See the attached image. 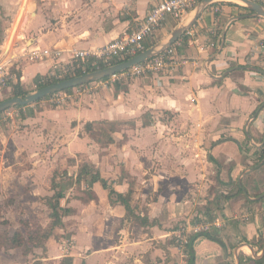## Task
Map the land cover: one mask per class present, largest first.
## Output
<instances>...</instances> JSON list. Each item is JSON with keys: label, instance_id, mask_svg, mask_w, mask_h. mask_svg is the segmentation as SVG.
Listing matches in <instances>:
<instances>
[{"label": "crops", "instance_id": "obj_1", "mask_svg": "<svg viewBox=\"0 0 264 264\" xmlns=\"http://www.w3.org/2000/svg\"><path fill=\"white\" fill-rule=\"evenodd\" d=\"M158 1L98 0L96 2L101 6L97 12L91 9L94 2L80 12L85 19L78 23L79 31L69 25L47 29L49 24L46 18L42 19L37 14L34 21L36 36L25 45L17 43L12 47L11 43L9 51L6 43L0 45V60L6 59L13 49L16 57L11 63V71L15 75L13 82L18 81L19 71L21 83L28 90L33 89L31 80L46 74L53 60L44 58L32 61L19 57L26 48L41 46L71 50L102 46L134 28ZM248 12L245 6L234 0L211 2L180 36L178 52L187 62L170 70L161 81L152 76L136 78L114 84L110 88L98 87L95 91L96 98L88 92L75 98V104L68 107L38 112V103L41 107H48L40 100L24 105L22 114L20 113L24 123L40 121L42 115L49 117L47 127L50 133H59L60 138L62 137L67 157L75 155V152H82L83 160L80 158L78 170L69 171L65 182L76 180L80 166L88 163L116 191L130 199L136 214H147L151 223L147 226L140 225L127 215L123 204L111 201L109 190L100 181L93 183L97 188L94 191L101 195L98 205L102 201L112 213L116 214L117 210L120 217H127V226L123 230L131 229L137 234H145L146 239L142 243L149 245L142 254L145 264H153L156 258L160 259L161 264L162 252L167 254V250H172L164 240L169 234L164 235V232H168L164 228L166 224L162 219H156L169 213L175 216L173 220L179 217L188 219L187 216L195 213L194 207L201 203V195H204L207 204L200 206L198 224L208 222L209 228L217 227L218 233L225 231V235H219L209 228L204 229L209 230L214 239L205 235H199L195 239V264H238L237 247L240 258H257L246 243L251 244L257 254L262 253L264 174H260V169L264 166V158L261 159L264 144H253L247 130L257 144L264 141V106L260 107L264 102V74L258 70L239 67L223 75L232 66L264 65V49L260 47L261 42H264V17L231 20L234 16ZM193 15L192 10L181 21L168 17L151 38V46L166 42L173 31L189 23ZM85 20L89 22L86 23ZM224 27V47L207 62L205 69L204 62L219 47ZM211 40L218 42V46L211 47ZM4 46L7 52L2 48ZM67 54L66 51L64 57ZM254 114L255 117H252ZM68 121H77L75 127H69L60 133L61 123L68 124ZM87 121L93 122V126L94 123L100 125L95 140L88 132L92 129H84ZM248 147H253L250 152L259 156L254 165L252 157L245 155L244 150ZM39 176L43 180L42 175ZM83 179L90 180L91 175L88 174ZM56 181L62 185L57 177ZM194 182L199 184L195 189L188 190ZM209 185L218 188V192L211 194L207 190ZM225 185L229 189L220 190ZM60 187L68 197L69 190ZM241 187L243 191L240 190ZM252 187L260 192L253 193ZM216 196L220 197V207L216 208L214 218L210 219L205 208L208 200ZM88 200L87 204L81 205V212L95 204L94 197ZM224 200L226 203H223ZM231 202L232 208L229 207ZM241 202L245 204L237 207ZM195 225L197 224L190 223L186 228L189 237L193 234L190 231H203L197 230ZM176 231L171 228V232ZM157 237L161 239L158 245L155 242ZM153 244L157 245L154 249ZM14 249H20L24 257L31 253L24 255L19 247L8 251ZM175 249L181 259L184 256L185 259L182 260L187 261L185 251L178 246H174V251ZM4 252L7 251L0 250V254ZM46 252H50L49 249ZM44 258L47 257H42V260ZM247 264L258 263L252 260Z\"/></svg>", "mask_w": 264, "mask_h": 264}, {"label": "rangeland", "instance_id": "obj_2", "mask_svg": "<svg viewBox=\"0 0 264 264\" xmlns=\"http://www.w3.org/2000/svg\"><path fill=\"white\" fill-rule=\"evenodd\" d=\"M96 1L98 0H26L24 4V0H0V36L2 38L0 45H5L11 36H13L12 47H15L17 43L28 44L30 39L37 34L34 23L37 14L42 19L46 18V22L49 24L47 29L69 25L79 31L77 29L78 23L85 19L80 12L84 8L90 7L93 2L94 6L91 9L97 12L101 5ZM17 16L22 17L20 22H18ZM262 22L264 24V20ZM17 23L18 26L13 35L12 31ZM2 48L5 49V46ZM12 50L8 56H15ZM255 66L264 69V65L255 64ZM36 84L35 79L31 80L30 85L33 89L29 91L36 90L39 87ZM95 91L94 89L91 92L93 98H96ZM11 96H13V82L0 88V101ZM73 101L75 100L63 105V107L75 104ZM39 104L36 105L39 106L38 112L59 107L49 105L48 107L43 106V108ZM22 110L23 106H12L0 112V229L7 227L13 232L17 226H20L26 232L30 223L38 221L47 228L51 226L50 214L52 210L48 205L47 198L55 192L51 182L54 173L57 180L62 184L60 186L69 190V196H65L61 201L63 207L59 212L62 222L45 240V249L34 247L28 257H24L20 249L7 251L0 254V264H33L35 262L38 264H145L142 254L149 246L142 243L146 239L145 234H137L135 230L132 232L131 229L123 230L127 226V217H120L117 210L115 211L116 214L112 213L102 201H99L100 205H98L101 195L94 191L97 189L96 184H93L91 180L64 181L68 179L69 171L78 170V164H80L81 159L83 160L82 152H75V155L67 157L68 153L63 149L62 137L60 138L59 133H50V129L47 127L50 118L42 115L40 121L32 120L30 123H24L20 117ZM9 111L14 112L13 118L7 115ZM76 122L61 123L60 128L62 129L59 132L61 133L72 126L75 127ZM98 126L100 125L94 123L92 131H88L94 140L98 137ZM84 129H86V125ZM62 135L64 136V133ZM251 148L253 147H248L244 152H246V156L252 157L251 162L254 165L259 156L250 152L253 150ZM260 172V174H264V166ZM39 174L42 175L43 180L39 178ZM198 184L199 182H194L188 190L195 189ZM91 186L92 188H90ZM228 189L227 185L220 188V190ZM207 190H210L211 194L218 192V188L210 185ZM251 191L253 193L260 192L254 187ZM84 196L85 198L82 199ZM89 196L94 197L95 204H91L87 211L81 212V205L88 203ZM203 196L201 195L199 198L201 203L194 207L195 213L190 217L187 216L190 221L183 217L173 220L172 218L175 216H172L171 213L156 219H162L166 224L164 228L168 232H164V235L169 234L165 236L164 240L165 244L172 248V250H167V254L162 252L161 264H187L186 260H182L185 257L183 256L181 259L178 250L175 249L174 251V246L180 245L178 229L187 228L190 223H200L199 211H201L202 205L206 203ZM223 203H226V200ZM244 204L245 202H241L237 207ZM232 206L231 202L229 207L232 208ZM251 208L255 211L253 206ZM65 209L68 212L64 211ZM8 220L9 224L8 222L3 223ZM81 223L83 229H81ZM84 225H88V227ZM171 228L177 231L171 232ZM209 230L215 231L219 235H225V231L218 233L217 227H210ZM192 232L194 235V231H190V234ZM157 238L155 242L158 245V241L161 239ZM156 244H153V249L156 248ZM48 249L50 252L47 253ZM184 250V254L187 255L188 245ZM45 256L47 258L42 260V257ZM152 263L160 264V259L156 258Z\"/></svg>", "mask_w": 264, "mask_h": 264}, {"label": "built area", "instance_id": "obj_3", "mask_svg": "<svg viewBox=\"0 0 264 264\" xmlns=\"http://www.w3.org/2000/svg\"><path fill=\"white\" fill-rule=\"evenodd\" d=\"M201 0H159L153 4L147 14L141 18L138 24L106 44L92 48H73L64 50L59 47H41L31 46L26 48L21 54L22 58L32 61L44 58L53 60L52 66L46 74L38 76L35 81L37 86L41 87L48 84L50 80H62L81 73H84L86 68L95 67L92 70L123 62L130 57L151 47L150 40L156 31L163 26L168 17H172L181 21L184 17L196 7ZM264 4V0H254ZM211 47L218 46V42L211 40ZM181 45L180 37L169 45L167 48L157 53L156 55L138 62L129 68L112 73L106 77L90 81L84 84L74 86L71 91L66 89L60 90L41 99L47 106H63L70 103L77 96H82L88 92H92L98 87L110 88L114 84H119L124 81L133 80L136 78H144L148 76L155 77L158 80H163L170 70L184 65L187 59L181 56L178 48ZM264 48V42L260 44ZM68 52L64 57V53ZM8 56L4 60H0V88L7 86L14 80V73L11 71V63L16 57ZM87 72V71H86ZM56 82V81H55ZM38 87V88H39ZM9 117H14V112L9 111ZM210 223L197 224V230L209 228ZM178 246L181 250L190 242V237L186 228L178 229Z\"/></svg>", "mask_w": 264, "mask_h": 264}, {"label": "trees", "instance_id": "obj_4", "mask_svg": "<svg viewBox=\"0 0 264 264\" xmlns=\"http://www.w3.org/2000/svg\"><path fill=\"white\" fill-rule=\"evenodd\" d=\"M2 42V38L0 36V44ZM95 67L86 68V71H91ZM18 81L13 82V95H24L29 90L21 83L20 81V72L17 71ZM57 80H50L47 83H52ZM12 83V82H11ZM10 83V84H11ZM73 87L67 88L66 90L71 91ZM43 98V97H42ZM40 98L38 101H40ZM18 107H22L24 105H15ZM93 127V122L87 121L86 122V129L91 130ZM261 159L264 158V147L261 148ZM91 175V182L100 181L103 187L109 190V197L112 202H120L123 204L127 210V215L131 217L132 220L139 223L142 226H147L151 222L147 214L141 215L136 214L134 209L131 206V201L126 197L125 194L118 192L115 190L113 185L109 183L107 180L100 176V173L92 167L88 163H83L79 171L77 173V179L82 180L86 175ZM52 188L55 190L54 194L48 196L47 202L49 207L51 208L52 212L50 214L51 217V226L49 228L45 227L39 221L36 223H30V226L27 228L26 232H24L21 228H16L12 233L8 229H3L0 231V250L8 251L13 248H21L24 255L29 254L33 247H45V240H47L53 233V230L59 226L62 222V217L59 210L62 209L61 201L65 198V193L60 188V184L56 181V174L54 173L51 177ZM243 191V187L240 188ZM220 207V197L216 196L213 199L208 200V205L205 208V213L210 217V219L214 218L216 208ZM64 211L68 212L67 209ZM9 221H5L7 223ZM199 235H205L210 239H214L213 235L209 230H203L201 232H197L194 235L190 236V242L188 243V259L187 264H195L196 259V252L194 248V241ZM240 264H247L249 261H254L258 264H264V254L260 257L253 258V257H244L241 256ZM39 262V260H38ZM33 264H38L37 262Z\"/></svg>", "mask_w": 264, "mask_h": 264}, {"label": "water", "instance_id": "obj_5", "mask_svg": "<svg viewBox=\"0 0 264 264\" xmlns=\"http://www.w3.org/2000/svg\"><path fill=\"white\" fill-rule=\"evenodd\" d=\"M215 0H201L193 10L194 15L192 20L185 24V25H181L178 28H176L172 35L170 36V38L166 41V42H162V43H158L155 45H152L151 47L147 48L146 50L136 54L133 57H130L129 59L123 61V62H119V63H115L113 65H109V66H105L103 68H99V69H95V70H91V71H87L69 78H65L56 82H52V83H48L46 85H43L39 88H37L34 91H28L26 92L24 95H13L11 97H8L6 99H3L0 101V112H2L5 109H8L12 106L15 105H28L31 104L33 102L38 101L40 98L45 97L46 95H49L51 93L60 91V90H64L70 87H74L80 84H84L90 81H94L103 77H106L112 73L124 70L126 68H129L130 66L141 62L147 58H150L154 55H156L157 53L161 52L162 50H164L165 48H167L169 45H171L173 42H175L190 26L191 24L200 16L201 12L211 3ZM238 3H240L241 5L245 6L249 12L246 14H241V15H237L234 16L232 19L234 18H244V17H264V4L259 3L257 1L254 0H234ZM191 10V11H192ZM225 34H226V27L223 28L222 30V35H221V40H220V44L219 47L217 48V50L215 51V53H213L211 56H209V58L206 59V61L204 62V68L207 69V62L210 61L213 57H215L216 55H218L220 53V51L222 50V48L224 47V43H225ZM239 67H243V68H247V69H253V70H258L262 73H264V69L255 66V65H238V66H232L229 69H227L225 71V73L223 74L224 76L234 70L237 69ZM210 74L212 76H214V74H212L210 72ZM264 106V102L260 107ZM255 117V114L252 116ZM247 134L248 136L251 138V141L253 144L255 145H259L262 146L264 144V141L261 142L260 144H257L250 132L247 130ZM264 161V159L262 160ZM250 169V168H249ZM240 184L242 183L241 178L239 179ZM247 245L250 246V248L253 251V254L255 257H260L264 254V248L262 249V253L261 254H257L254 251V248L251 244L246 243ZM236 258H237V263L240 264V255L238 253V247L236 248Z\"/></svg>", "mask_w": 264, "mask_h": 264}, {"label": "bare ground", "instance_id": "obj_6", "mask_svg": "<svg viewBox=\"0 0 264 264\" xmlns=\"http://www.w3.org/2000/svg\"><path fill=\"white\" fill-rule=\"evenodd\" d=\"M25 1H26V0H24V4L26 3ZM17 18L19 19L18 22H20V20H21L22 17L17 16ZM17 26H18V23L16 24L15 29L12 31V34H13V35H14V33L16 32V28H17ZM12 39H13V36H11V37L9 38V40L6 42V47H7L8 49L10 48L11 43H13Z\"/></svg>", "mask_w": 264, "mask_h": 264}]
</instances>
